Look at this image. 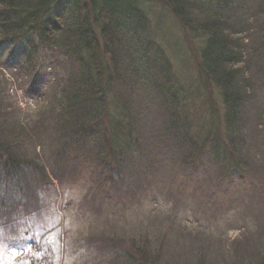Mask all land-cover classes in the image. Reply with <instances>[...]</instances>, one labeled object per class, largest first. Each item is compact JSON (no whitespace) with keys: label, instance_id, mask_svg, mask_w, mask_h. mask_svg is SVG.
<instances>
[{"label":"trees","instance_id":"16d2710c","mask_svg":"<svg viewBox=\"0 0 264 264\" xmlns=\"http://www.w3.org/2000/svg\"><path fill=\"white\" fill-rule=\"evenodd\" d=\"M159 1L183 28L187 51L193 56L192 63L187 57L191 78L187 99L179 91L181 83L169 86L164 82L165 78L171 82V66L168 68L163 58L157 68L158 58L146 48L151 42L141 43L149 26L143 15L137 16V23L136 15L131 14L132 0H0V48L8 43L23 44L26 37H33L24 48V82L26 93L45 104L41 117L26 120L32 126L28 131L33 134L31 142L41 134L49 143L37 146L44 149L50 144L46 149L52 154L54 149L55 160L62 153L68 159L81 157L88 164L104 165L106 169L95 172L114 185L125 168L132 173L130 165L141 158V153L136 156L139 150L145 148L149 154L155 147L163 149L164 157L179 162L187 179L198 181L202 176L211 187H226L223 195L228 207L205 220L236 216L235 221L230 219L231 226L235 224L231 230L241 233L224 244L229 252L226 256L244 252V264H264V0ZM43 74L54 75L44 91L36 82ZM171 79L174 83L175 78ZM2 98L0 84L1 116L5 113ZM185 104L187 126L182 113ZM190 111L200 114L189 118ZM8 112L6 108L5 116L13 119L0 123V159L6 166L0 175V209L15 215L25 206L23 197L30 194L25 192L30 187L13 181V176L22 173L31 194L40 189L34 187L38 188L42 176L47 179L48 171L52 170L55 178L59 176L53 170V158L47 162L52 167L47 164V171L42 170L44 161L39 168L41 177H34L33 161L12 155L13 147L18 150L20 145L15 141L20 130L13 125L16 115ZM200 121L202 126H195ZM11 123L12 129H6ZM153 130L159 135L142 140L137 137ZM28 169L31 173L25 175ZM255 174L262 185L249 182ZM235 181L248 183L233 193ZM121 185L128 188L127 182ZM209 189L204 182L198 189L200 196L209 200L207 206L220 197L215 189ZM252 189L260 190L254 194ZM107 200L105 206L111 204ZM40 214L32 215L31 221ZM25 219L19 216V221ZM244 219L251 223L254 219L255 231L252 226L239 225ZM5 224L0 221V230ZM187 236L202 239L190 231ZM253 240L261 246L258 250ZM207 250L204 244L192 249L187 264H209L213 255ZM109 257L105 255L103 260L109 261ZM111 258L120 264L117 257ZM142 259L143 264H157L153 255ZM126 263L140 264V260L131 257Z\"/></svg>","mask_w":264,"mask_h":264},{"label":"rangeland","instance_id":"374dc122","mask_svg":"<svg viewBox=\"0 0 264 264\" xmlns=\"http://www.w3.org/2000/svg\"><path fill=\"white\" fill-rule=\"evenodd\" d=\"M131 3L129 8L131 7V14L136 15L137 23V16L141 14L147 19L149 26V33H146L145 37L140 32L141 43L145 45L147 40L151 42L146 48H149L148 52H153L152 56L158 58L157 68L162 65L161 61L164 59L168 68L171 66L169 74L171 78H175V82L173 83L171 78V82L166 78L164 82L169 86L181 83L179 91L181 96L187 99V83L189 86L191 80L187 75L190 73V68L187 73V57L191 56L187 51V39L183 28L159 0H132ZM31 37V35L26 37L23 44L8 43L0 48V65H3L0 71V84L3 88L2 109L5 111L4 117L0 115V123L4 120L10 123L8 118L11 120L13 118L5 114L6 108L10 111L8 113H13L8 109L12 108L15 112L13 114L16 115L13 125L16 124L20 130L16 136L17 140L14 138L15 134L12 136L20 143L18 150L13 147L12 155L32 160L34 163L32 173L28 169L25 175L31 173V176L41 177L39 168L45 161L46 164L41 169L47 171V164L51 166L47 162L53 158L55 162L53 170L59 177L55 178L52 170L48 171L47 179L43 176L42 179H38V188L35 186L34 190L39 187L40 189L33 194L22 173H17L11 178L20 183L23 181L24 186L29 185L30 189L25 192L30 194H24L25 206L21 210V207L17 209L15 215L18 216H15L14 212L3 213L0 209V221L6 223L0 230V264H115L116 258L111 257H117L120 264H127L126 261L131 257L139 259L140 264H143L146 257L142 259V256L146 254L153 255L157 264H187L191 250L199 248L201 244L207 246L206 253L213 255V261H209V264H244L243 260L247 256L244 252H237L228 257L226 255L229 252L224 249L225 243H230L240 236V231L231 230L235 227V224L231 226L233 224L231 220L235 221L236 216L231 214L229 218L220 217L217 220L205 221L206 218L217 215L228 207L223 195L226 187L217 184L211 187L202 176L198 181L187 179L180 171L179 162L171 157H164L163 149L155 147L149 154L145 148L143 151L139 150L136 156H140L141 153V158L132 161L130 165L132 173L125 168L123 173L119 174L121 177H118L115 186L112 180H102L100 179L102 173L95 172L106 169L104 165L102 168L96 164H88L81 157L68 159L69 157L62 153L57 154L55 160L54 149L53 154L46 149L50 144L44 149L37 146L38 143H49L41 134L31 142L33 134L28 131H32V126H29L26 120L41 117V109L45 104V101L41 104L38 102L41 98L32 99V95L26 93L28 87L24 82L26 70L24 48ZM128 38L130 39V34ZM192 61L193 56L190 63ZM161 70L163 71V67ZM46 76L48 75L43 74L36 78L42 91L49 89L51 78L54 77L51 74ZM193 77L195 78L194 72ZM143 80L145 81L144 78ZM194 89L196 90V87ZM182 113L185 115L183 117L187 126L186 104ZM195 114L200 113L196 111L192 114L190 111L189 118ZM194 121L197 122L196 119ZM22 122L27 126H21ZM11 125L12 123L6 129L11 130ZM195 126H202L201 121ZM154 133L156 130L152 133L146 131L137 134V137L141 140L148 139ZM12 134L10 132V135ZM157 135L159 132L155 134ZM4 139L5 137H1V140ZM97 153L95 150L93 155L96 156ZM60 159L63 161H58ZM5 168V161L0 159V175ZM252 178L249 179L252 184L253 182L263 184L256 174ZM122 182H127L128 188H123ZM202 182L210 188L209 190L215 189L216 195L220 196L215 197L210 206L206 205V201L209 200L202 198L198 192ZM247 183L235 181L233 193ZM2 186L0 183V189ZM252 190L255 194L260 189ZM107 197L110 199L107 200ZM104 199L111 204L105 206ZM234 199V195H231L230 200ZM37 212L41 213L39 215L41 221L31 222V216ZM19 216L23 219L28 218L21 222ZM253 224L254 219L252 223L244 219L239 225L253 228ZM207 226L210 227L209 231H203ZM200 227L201 230L198 231ZM253 230L255 231V228ZM189 231L193 236L199 234L202 239L194 240L187 236ZM253 241H256L258 250L261 246L257 240ZM212 242L217 244L216 247H211ZM128 254L131 257H127ZM105 255H111L109 261L103 260Z\"/></svg>","mask_w":264,"mask_h":264}]
</instances>
